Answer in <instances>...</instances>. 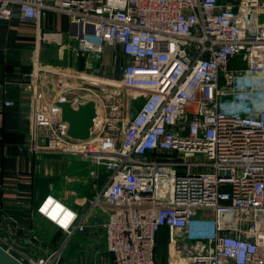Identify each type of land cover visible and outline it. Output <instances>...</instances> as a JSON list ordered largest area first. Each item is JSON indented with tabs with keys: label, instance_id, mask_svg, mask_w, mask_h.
Masks as SVG:
<instances>
[{
	"label": "built area",
	"instance_id": "built-area-1",
	"mask_svg": "<svg viewBox=\"0 0 264 264\" xmlns=\"http://www.w3.org/2000/svg\"><path fill=\"white\" fill-rule=\"evenodd\" d=\"M52 11L70 19L77 54L122 59L86 78L100 117L84 141L55 105L67 99L44 103L28 74L34 138L107 174L84 217L52 196L38 212L69 237L105 213L113 264H159L163 231L167 264H264V0H0V25L19 17L37 24L39 45H62L42 24Z\"/></svg>",
	"mask_w": 264,
	"mask_h": 264
},
{
	"label": "crops",
	"instance_id": "crops-1",
	"mask_svg": "<svg viewBox=\"0 0 264 264\" xmlns=\"http://www.w3.org/2000/svg\"><path fill=\"white\" fill-rule=\"evenodd\" d=\"M42 24L64 34L62 45H39L37 24L19 17L0 25V244L27 264L59 254V264H113L101 226L105 213L69 237L38 212L52 196L84 217L96 183H105L107 174L87 155L34 138L35 93L27 76L36 74L44 103L60 97L85 102L96 98L86 78L96 70L105 78L115 74L113 65L122 57L110 49L100 57L77 54L67 35L75 28L63 13L48 12ZM9 100L16 105L7 106Z\"/></svg>",
	"mask_w": 264,
	"mask_h": 264
},
{
	"label": "water",
	"instance_id": "water-1",
	"mask_svg": "<svg viewBox=\"0 0 264 264\" xmlns=\"http://www.w3.org/2000/svg\"><path fill=\"white\" fill-rule=\"evenodd\" d=\"M55 105L62 109L63 122L69 126L68 135L70 138L84 141L93 136L96 121L100 117V109L96 100L92 99L85 102L57 101ZM0 264L26 263L0 244Z\"/></svg>",
	"mask_w": 264,
	"mask_h": 264
},
{
	"label": "rangeland",
	"instance_id": "rangeland-1",
	"mask_svg": "<svg viewBox=\"0 0 264 264\" xmlns=\"http://www.w3.org/2000/svg\"><path fill=\"white\" fill-rule=\"evenodd\" d=\"M234 65H238V66H242V67H246L247 66V63L244 62V61H235L234 62ZM123 96H124V92L121 93ZM100 95V92L99 94ZM97 101V100H96ZM98 103V102H97ZM137 107H138V102L136 101L135 102V105H134V109H131V108H126L125 109V114L127 113V110H128V114L125 115V117H127L128 119L130 117H132L134 114H135V111L137 110ZM166 247H167V250L165 248H163L162 244L159 245L158 249H157V254H158V262L159 264H167V256H168V241L166 243Z\"/></svg>",
	"mask_w": 264,
	"mask_h": 264
},
{
	"label": "trees",
	"instance_id": "trees-1",
	"mask_svg": "<svg viewBox=\"0 0 264 264\" xmlns=\"http://www.w3.org/2000/svg\"><path fill=\"white\" fill-rule=\"evenodd\" d=\"M168 241V235H167V232L166 231H163L160 235H159V238H158V247L160 244H162L163 248H165L167 250V247H166V243ZM157 247V249H158ZM158 256V254H157Z\"/></svg>",
	"mask_w": 264,
	"mask_h": 264
},
{
	"label": "bare ground",
	"instance_id": "bare-ground-1",
	"mask_svg": "<svg viewBox=\"0 0 264 264\" xmlns=\"http://www.w3.org/2000/svg\"><path fill=\"white\" fill-rule=\"evenodd\" d=\"M51 217H52V218H50V219H53V218L55 219V218H56V215L53 214V215H51Z\"/></svg>",
	"mask_w": 264,
	"mask_h": 264
}]
</instances>
